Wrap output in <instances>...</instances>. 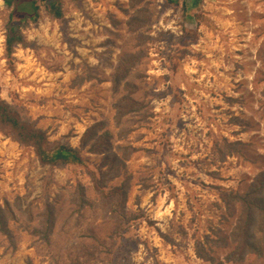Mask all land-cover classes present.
<instances>
[{
  "label": "rangeland",
  "instance_id": "obj_1",
  "mask_svg": "<svg viewBox=\"0 0 264 264\" xmlns=\"http://www.w3.org/2000/svg\"><path fill=\"white\" fill-rule=\"evenodd\" d=\"M9 1L0 101L83 164L41 165L0 118V264H264L231 239L264 172V0Z\"/></svg>",
  "mask_w": 264,
  "mask_h": 264
},
{
  "label": "trees",
  "instance_id": "obj_2",
  "mask_svg": "<svg viewBox=\"0 0 264 264\" xmlns=\"http://www.w3.org/2000/svg\"><path fill=\"white\" fill-rule=\"evenodd\" d=\"M47 6L49 13L54 17H61V5L58 0H43ZM132 5L139 3L141 0H131ZM169 3L174 4L178 0H167ZM8 4H10L9 0H6ZM34 6V2H33ZM38 7L34 6V12L30 15H25L23 17L16 16V12L13 9L10 13V24L8 27V33L5 37V46L7 50V55H10L12 52L13 45L17 42L22 41V36L19 34L20 25H22L25 19L35 18L36 11ZM118 80V79H117ZM115 80V83H117ZM0 118L3 122H7L12 127L11 136L15 135L17 138L15 140L19 142H25L31 145L35 151L36 156L41 165H57L63 166L66 164H83V159L79 155V152L76 148L68 147L64 145L57 146H49L47 138L45 136L44 131L38 130L30 125L29 122H21L17 117L16 112L4 101H0ZM103 152L107 153L108 148L103 146ZM102 149V148H100ZM108 158V155L106 156ZM115 158H113L114 160ZM104 164L107 163L103 161ZM111 165L107 171L100 172V180L98 179L99 185H103V183L108 179V175L111 173ZM95 177V176H94ZM112 177V175H111ZM257 183L251 184L249 189L244 194H234L232 197L236 198L240 201L241 205V213L237 219L235 226L231 232V239L236 243V248L239 253L235 254L237 257H241L246 252H254L260 253L258 251V244L260 241H264V238H257V233L264 234V196L261 192L264 190V172H261L257 176ZM97 190L102 193V190L97 186ZM115 192H118L115 190ZM114 192V193H115ZM261 192V193H257ZM7 209L8 206H7ZM259 218V219H258ZM261 222L260 228H254ZM48 224H51V220L48 217ZM253 226V232H252ZM5 227V216L4 209L0 206V228L4 230ZM35 233H42V236H47L49 233V228L46 227L44 232L36 230ZM253 234V235H252ZM196 254L199 257H205V259H209V254L204 253L203 243L196 242L195 244ZM232 255V253H230ZM227 259H231L230 256Z\"/></svg>",
  "mask_w": 264,
  "mask_h": 264
}]
</instances>
